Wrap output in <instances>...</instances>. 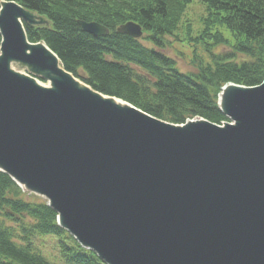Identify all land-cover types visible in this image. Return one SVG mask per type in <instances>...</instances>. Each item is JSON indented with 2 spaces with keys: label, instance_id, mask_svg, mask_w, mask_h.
Listing matches in <instances>:
<instances>
[{
  "label": "water",
  "instance_id": "1",
  "mask_svg": "<svg viewBox=\"0 0 264 264\" xmlns=\"http://www.w3.org/2000/svg\"><path fill=\"white\" fill-rule=\"evenodd\" d=\"M24 23L49 24L1 2L0 171L105 264H264V83L222 89L234 124L175 125L76 79ZM117 32L143 36L135 22Z\"/></svg>",
  "mask_w": 264,
  "mask_h": 264
},
{
  "label": "trees",
  "instance_id": "2",
  "mask_svg": "<svg viewBox=\"0 0 264 264\" xmlns=\"http://www.w3.org/2000/svg\"><path fill=\"white\" fill-rule=\"evenodd\" d=\"M2 1L16 2L49 23L25 25L28 39L44 42L66 71L95 91L168 123L203 118L221 125L229 121L218 104L222 88L264 82V0ZM194 2L207 12L199 40L208 61L196 56L197 71L185 74L165 52L166 37L173 36L186 7ZM79 21L100 23L110 33L92 36ZM129 22L143 27L150 46L117 32ZM219 28L231 34L233 43ZM218 45L229 50L218 54ZM47 237L55 242L63 264H105L59 226L47 201L27 200L26 193L0 172V264H55L36 250V241Z\"/></svg>",
  "mask_w": 264,
  "mask_h": 264
},
{
  "label": "rangeland",
  "instance_id": "3",
  "mask_svg": "<svg viewBox=\"0 0 264 264\" xmlns=\"http://www.w3.org/2000/svg\"><path fill=\"white\" fill-rule=\"evenodd\" d=\"M206 8L199 2H194L186 7L183 16L181 17L178 29L173 33V36H167V50L165 51L167 55L171 56L177 63V68L185 74L195 73L197 71L195 57H202L205 61H208V56L206 55L202 42L199 37L202 35L203 31V18L206 17ZM40 26V25H38ZM219 30L224 34V36L233 43V38L231 34L224 28H219ZM147 34L144 33V39L142 43L146 46H150L147 41ZM228 47L218 45L215 47L214 51L216 53L228 51ZM14 67L18 72L23 74H29L27 68L20 65H15ZM43 85L48 86V83L42 82ZM26 199L32 202H37L39 200L46 201L40 197L32 194H26ZM39 199V200H38ZM36 250L41 251L42 255L49 261L55 264L61 263V258L59 257L58 249L55 247V242L51 238H44L43 240L36 241Z\"/></svg>",
  "mask_w": 264,
  "mask_h": 264
},
{
  "label": "bare ground",
  "instance_id": "4",
  "mask_svg": "<svg viewBox=\"0 0 264 264\" xmlns=\"http://www.w3.org/2000/svg\"><path fill=\"white\" fill-rule=\"evenodd\" d=\"M14 67H16L14 64H12V68L14 69V70H16Z\"/></svg>",
  "mask_w": 264,
  "mask_h": 264
}]
</instances>
